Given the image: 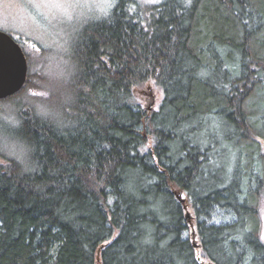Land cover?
Returning a JSON list of instances; mask_svg holds the SVG:
<instances>
[{
    "label": "trees",
    "instance_id": "trees-1",
    "mask_svg": "<svg viewBox=\"0 0 264 264\" xmlns=\"http://www.w3.org/2000/svg\"><path fill=\"white\" fill-rule=\"evenodd\" d=\"M108 5L60 61L19 43L0 264H264V0Z\"/></svg>",
    "mask_w": 264,
    "mask_h": 264
},
{
    "label": "rangeland",
    "instance_id": "rangeland-1",
    "mask_svg": "<svg viewBox=\"0 0 264 264\" xmlns=\"http://www.w3.org/2000/svg\"><path fill=\"white\" fill-rule=\"evenodd\" d=\"M109 2L110 0H0V29L12 35L17 42L26 44L28 53L30 50L27 48L35 46L37 42L40 46L49 48L47 58L54 60L57 57V61H60V54L68 49L74 33L88 19L103 14ZM135 94L139 102L149 109H157L162 99V92L152 82L137 88ZM14 108L0 103V145L7 141L8 133L15 127V121L10 118ZM261 221L262 239L264 203L261 205Z\"/></svg>",
    "mask_w": 264,
    "mask_h": 264
},
{
    "label": "water",
    "instance_id": "water-1",
    "mask_svg": "<svg viewBox=\"0 0 264 264\" xmlns=\"http://www.w3.org/2000/svg\"><path fill=\"white\" fill-rule=\"evenodd\" d=\"M26 78L27 60L21 45L12 35L0 29V99L19 91ZM181 201L184 202V199ZM186 216H189L188 212ZM193 245H197L195 241Z\"/></svg>",
    "mask_w": 264,
    "mask_h": 264
},
{
    "label": "snow or ice",
    "instance_id": "snow-or-ice-1",
    "mask_svg": "<svg viewBox=\"0 0 264 264\" xmlns=\"http://www.w3.org/2000/svg\"><path fill=\"white\" fill-rule=\"evenodd\" d=\"M189 2H190V0H189ZM262 239H264V237H262Z\"/></svg>",
    "mask_w": 264,
    "mask_h": 264
}]
</instances>
